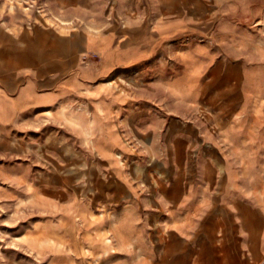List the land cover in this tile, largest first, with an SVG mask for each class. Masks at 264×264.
I'll list each match as a JSON object with an SVG mask.
<instances>
[{
	"label": "crops",
	"instance_id": "obj_1",
	"mask_svg": "<svg viewBox=\"0 0 264 264\" xmlns=\"http://www.w3.org/2000/svg\"><path fill=\"white\" fill-rule=\"evenodd\" d=\"M235 1L247 10V0ZM206 2L77 0L74 11H90V29L78 35L82 50L64 48L54 66L35 67L32 37L21 35L19 47L0 25V156L49 154L58 128L128 188L122 202L154 204L103 217L75 200L80 235L105 232L128 210L121 237L84 242L91 262L264 264V131L253 129L246 104L219 131L204 129L210 108L226 107L227 60L241 59L253 41L226 5ZM131 139L139 164L153 160L152 194L133 192L123 175L135 159Z\"/></svg>",
	"mask_w": 264,
	"mask_h": 264
},
{
	"label": "rangeland",
	"instance_id": "obj_2",
	"mask_svg": "<svg viewBox=\"0 0 264 264\" xmlns=\"http://www.w3.org/2000/svg\"><path fill=\"white\" fill-rule=\"evenodd\" d=\"M76 1L0 0V25L9 34L17 35L19 47L25 46L21 35L32 37L35 67H40L43 61L54 66L63 61L64 54L59 51L64 48L66 55L71 50H82L78 35L90 29L87 25L90 11H74L79 6ZM204 1L213 3L216 9L226 5L229 9L226 17L240 20L253 41V50L244 53L241 59L227 60V67L233 65V71L226 76V107H211L210 122L204 124V129L207 126L212 133L219 131L224 116L246 104L244 114L253 117V129L264 131V0H247L246 11H240L235 0ZM66 61L67 68L71 67L69 60ZM194 125L201 127L198 123ZM74 141L70 133L52 129L49 154L0 156V264H97L89 260L90 251L83 246L85 241L75 242L72 229L59 218L69 207L74 211L77 199L87 206L86 210L102 213L103 217L125 206L153 211L152 201L122 202V197L127 198L124 196L128 188L126 190L115 177L101 170L94 158L91 160L89 155L81 154ZM130 144L133 154L130 157L135 159L129 160L123 175L133 185L130 188L133 192L143 190L152 194L148 184L154 175L153 160L139 164L137 140L131 139ZM28 185L34 188L41 202L29 199ZM248 189L247 186L242 188L243 192ZM218 191L219 188L214 187L211 194ZM47 222L57 225L44 232L42 225ZM31 229L41 237L53 239L67 254L55 255L49 248L37 254L25 241Z\"/></svg>",
	"mask_w": 264,
	"mask_h": 264
},
{
	"label": "bare ground",
	"instance_id": "obj_3",
	"mask_svg": "<svg viewBox=\"0 0 264 264\" xmlns=\"http://www.w3.org/2000/svg\"><path fill=\"white\" fill-rule=\"evenodd\" d=\"M242 6H244V1H241ZM62 22V20H60ZM102 56V55H101ZM102 62V60H100ZM102 64V63H101ZM87 134V133H86ZM85 141H87L89 144H91L93 147H96L97 145V140H90L89 138H85ZM111 142L115 141L113 139H110ZM99 144V143H98ZM118 154H115V160H118ZM27 196L29 197L30 200H33L37 203H39L40 199L39 197L36 195L35 190L32 186L28 185L27 187ZM77 206L79 207V203H77ZM127 209H123V211H121L120 216L122 217V219L119 220V223L115 226H113L112 224L108 226V228L106 229L105 232H101L100 230H98L97 232L93 233L92 235L88 234V235H84V234H78V227H75V221L73 219V212L71 211V208H69V210H67L66 212L61 213L59 216L60 220H64L68 223V225L70 226V228L72 229L73 232V238H75V242H81V241H88V242H95V243H102V244H110L111 243V238L107 235L108 234H112L113 236H118L121 237L122 234V228H126V220H124V217L127 214ZM96 222L99 223L101 222L99 218L95 219ZM57 224H51L50 222H47L45 224H43V231L46 232L47 230H50V228H52V226H56ZM58 227V226H57ZM117 227L119 229H117ZM25 241L26 243L31 246L37 254L42 253L45 249L49 248L53 251V253L56 254H67V251H65L63 249V247L59 246L56 244V242L53 239L50 238H46V237H41L39 234L36 233V231L34 232L32 229L29 230L25 236Z\"/></svg>",
	"mask_w": 264,
	"mask_h": 264
}]
</instances>
